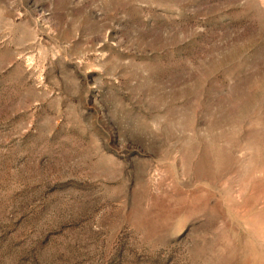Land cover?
<instances>
[{
	"label": "rangeland",
	"instance_id": "1",
	"mask_svg": "<svg viewBox=\"0 0 264 264\" xmlns=\"http://www.w3.org/2000/svg\"><path fill=\"white\" fill-rule=\"evenodd\" d=\"M0 264H264V0H0Z\"/></svg>",
	"mask_w": 264,
	"mask_h": 264
}]
</instances>
